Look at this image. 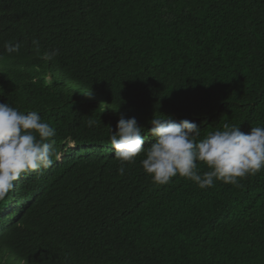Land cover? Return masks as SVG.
I'll use <instances>...</instances> for the list:
<instances>
[{
    "label": "trees",
    "instance_id": "trees-1",
    "mask_svg": "<svg viewBox=\"0 0 264 264\" xmlns=\"http://www.w3.org/2000/svg\"><path fill=\"white\" fill-rule=\"evenodd\" d=\"M7 102L56 134L0 200V264H264V169L159 185L110 144L121 118L144 148L154 115L264 126V0H0Z\"/></svg>",
    "mask_w": 264,
    "mask_h": 264
},
{
    "label": "clouds",
    "instance_id": "clouds-1",
    "mask_svg": "<svg viewBox=\"0 0 264 264\" xmlns=\"http://www.w3.org/2000/svg\"><path fill=\"white\" fill-rule=\"evenodd\" d=\"M52 55L55 53L47 58ZM150 124L149 134L155 142L148 148L143 147V127L135 117L121 118L115 131L110 128L119 174L123 175L125 165L134 164L141 154L144 172L159 185L180 176L200 189L212 187L215 181L239 186L242 178L264 169V126L251 127L244 133L239 126L225 123L222 130L209 132L201 140V129L187 119L177 122L172 117L154 115ZM55 134L37 111L25 113L8 102L0 103V200L22 174L51 167ZM199 164L209 170L201 174Z\"/></svg>",
    "mask_w": 264,
    "mask_h": 264
},
{
    "label": "rangeland",
    "instance_id": "rangeland-1",
    "mask_svg": "<svg viewBox=\"0 0 264 264\" xmlns=\"http://www.w3.org/2000/svg\"><path fill=\"white\" fill-rule=\"evenodd\" d=\"M68 147H69V145H68ZM63 157H64V155H61V156L59 157V160L61 161V160L63 159Z\"/></svg>",
    "mask_w": 264,
    "mask_h": 264
},
{
    "label": "bare ground",
    "instance_id": "bare-ground-1",
    "mask_svg": "<svg viewBox=\"0 0 264 264\" xmlns=\"http://www.w3.org/2000/svg\"><path fill=\"white\" fill-rule=\"evenodd\" d=\"M40 64V63H39Z\"/></svg>",
    "mask_w": 264,
    "mask_h": 264
}]
</instances>
